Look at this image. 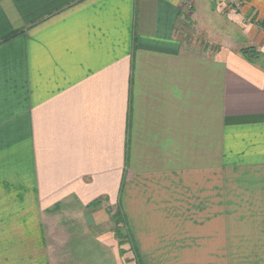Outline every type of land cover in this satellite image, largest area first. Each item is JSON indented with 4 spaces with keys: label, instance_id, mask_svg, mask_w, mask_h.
I'll return each mask as SVG.
<instances>
[{
    "label": "crops",
    "instance_id": "obj_1",
    "mask_svg": "<svg viewBox=\"0 0 264 264\" xmlns=\"http://www.w3.org/2000/svg\"><path fill=\"white\" fill-rule=\"evenodd\" d=\"M238 1L0 0V264H264L238 52L264 53V0Z\"/></svg>",
    "mask_w": 264,
    "mask_h": 264
},
{
    "label": "trees",
    "instance_id": "obj_2",
    "mask_svg": "<svg viewBox=\"0 0 264 264\" xmlns=\"http://www.w3.org/2000/svg\"><path fill=\"white\" fill-rule=\"evenodd\" d=\"M238 52L246 61L253 65L259 66L264 71V53L260 52L253 46L241 48ZM111 219L115 223L117 227L116 229L120 231V228L123 223V215L121 211H115V213L111 215ZM116 232L118 233V231Z\"/></svg>",
    "mask_w": 264,
    "mask_h": 264
},
{
    "label": "rangeland",
    "instance_id": "obj_3",
    "mask_svg": "<svg viewBox=\"0 0 264 264\" xmlns=\"http://www.w3.org/2000/svg\"><path fill=\"white\" fill-rule=\"evenodd\" d=\"M217 2L219 3V9L218 10L220 12L223 11L224 9H226V8H228L229 10H236L235 8H233V6L231 4L227 5L224 0H217Z\"/></svg>",
    "mask_w": 264,
    "mask_h": 264
},
{
    "label": "built area",
    "instance_id": "obj_4",
    "mask_svg": "<svg viewBox=\"0 0 264 264\" xmlns=\"http://www.w3.org/2000/svg\"><path fill=\"white\" fill-rule=\"evenodd\" d=\"M227 5H232L233 8L237 9L239 7L240 2L238 0H224Z\"/></svg>",
    "mask_w": 264,
    "mask_h": 264
}]
</instances>
